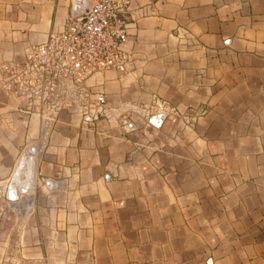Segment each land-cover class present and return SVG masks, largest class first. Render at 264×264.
Here are the masks:
<instances>
[{
    "label": "crops",
    "instance_id": "obj_1",
    "mask_svg": "<svg viewBox=\"0 0 264 264\" xmlns=\"http://www.w3.org/2000/svg\"><path fill=\"white\" fill-rule=\"evenodd\" d=\"M73 5L0 0V264H264V0H131L109 119L62 109L45 127L1 65Z\"/></svg>",
    "mask_w": 264,
    "mask_h": 264
},
{
    "label": "built area",
    "instance_id": "obj_2",
    "mask_svg": "<svg viewBox=\"0 0 264 264\" xmlns=\"http://www.w3.org/2000/svg\"><path fill=\"white\" fill-rule=\"evenodd\" d=\"M73 1V0H72ZM88 12L67 15L62 27L44 41L29 45L20 60L1 65L6 86L28 114L48 126L62 109L84 119H109L102 77L122 73L131 60L124 49L129 38L127 13L131 0H82ZM167 109L164 101L145 110V118ZM175 121L180 112L171 108Z\"/></svg>",
    "mask_w": 264,
    "mask_h": 264
},
{
    "label": "water",
    "instance_id": "obj_3",
    "mask_svg": "<svg viewBox=\"0 0 264 264\" xmlns=\"http://www.w3.org/2000/svg\"><path fill=\"white\" fill-rule=\"evenodd\" d=\"M82 0H73V8H72V14L74 16H79L82 15L86 12L89 11L91 5L88 1L81 3ZM165 117V114L163 113H156L150 116L149 118V123L153 126L159 127L162 124V121ZM36 151L35 148H30L29 152L30 153H34ZM26 166V159L22 158L16 171L13 174V182L14 183H10L7 186V190L5 193V197L6 199H8L9 201H15L18 199V195L19 193H25L29 188H30V184L29 183H17V180H19V175L23 174L25 176H28L29 173L23 171L24 167Z\"/></svg>",
    "mask_w": 264,
    "mask_h": 264
},
{
    "label": "bare ground",
    "instance_id": "obj_4",
    "mask_svg": "<svg viewBox=\"0 0 264 264\" xmlns=\"http://www.w3.org/2000/svg\"><path fill=\"white\" fill-rule=\"evenodd\" d=\"M26 156V155H25ZM25 158V157H24ZM29 158V157H28ZM26 159V158H25ZM31 160V159H30ZM26 163H28V162H26Z\"/></svg>",
    "mask_w": 264,
    "mask_h": 264
}]
</instances>
